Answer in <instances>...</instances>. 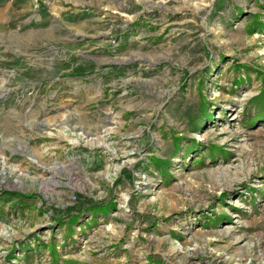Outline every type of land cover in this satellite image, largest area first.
<instances>
[{"label":"rangeland","instance_id":"374dc122","mask_svg":"<svg viewBox=\"0 0 264 264\" xmlns=\"http://www.w3.org/2000/svg\"><path fill=\"white\" fill-rule=\"evenodd\" d=\"M262 91L264 0H0V264H264Z\"/></svg>","mask_w":264,"mask_h":264},{"label":"trees","instance_id":"16d2710c","mask_svg":"<svg viewBox=\"0 0 264 264\" xmlns=\"http://www.w3.org/2000/svg\"><path fill=\"white\" fill-rule=\"evenodd\" d=\"M259 99H263V100H264V91H262L259 95L254 96L252 100H253V101H257V100H259ZM262 105H263L262 107H264V101H263ZM260 106H261V105H260ZM258 108H259V106H258ZM257 112H258V113H257L256 116L251 117V118L249 117V122H251V121H252V122L255 121L254 118H255V119H259L260 117H264V111L261 112V111L259 110V111H257ZM155 159H156L157 161H159V162H162L161 160H158L157 158H155ZM54 251H55V250H54ZM56 253H57V252L55 251V254H56ZM56 255H57V254H56Z\"/></svg>","mask_w":264,"mask_h":264}]
</instances>
